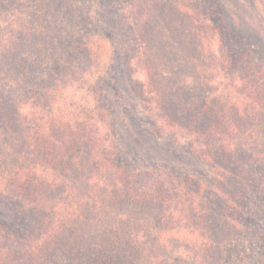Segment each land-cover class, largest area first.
Masks as SVG:
<instances>
[{
    "label": "trees",
    "instance_id": "obj_1",
    "mask_svg": "<svg viewBox=\"0 0 264 264\" xmlns=\"http://www.w3.org/2000/svg\"><path fill=\"white\" fill-rule=\"evenodd\" d=\"M62 2H46L49 9L43 5L37 16L47 22L54 9L64 15L55 18L67 17L72 4ZM12 5L29 7L30 2L0 0V15ZM159 5L179 22L183 17L190 22L185 21L182 29L179 26L182 32L163 33L174 35L181 44L197 36L199 46L191 48V53L183 45L173 53L147 56L155 33L150 31L151 21L158 22L162 11H147L140 5L139 16L129 23L118 11L119 60L128 85L135 93L139 88L157 93L158 124L170 145H177L181 135L192 143L218 142L219 148L209 156L223 179L216 193L227 202L226 210L242 213L264 201V60L251 56L250 48H245L248 44L244 46L230 32L217 0H163ZM18 24L22 27L9 32L5 43L0 39V215L6 216L0 218V229L5 231V244L10 240L27 246L24 252L9 247L10 263L165 264L159 260L162 243L147 238L143 231L151 225L154 232L159 231L170 218L165 207L158 213L157 201L146 224H131L132 219L125 217L129 223L124 225L95 227L113 213L117 217L120 206H132L141 195L145 197L141 176L150 173L149 168L121 156L113 98L116 81L111 60L95 44L100 37L92 35L95 39L88 45L77 32H38L30 28V20ZM57 24L61 28L63 20ZM215 41V49L202 48ZM203 50L210 63L200 68L199 75L187 74L196 66L191 59L202 65ZM135 75L144 80H133ZM211 83L213 93L208 95ZM154 169L172 180L170 190L175 194L191 178L161 166ZM5 190L11 194H4ZM171 193L156 190L150 196L166 203L163 199ZM51 197L53 210L57 209L48 226L40 229L33 221ZM193 203L194 199L187 206L194 210ZM214 205L215 197L209 212L210 218L216 213L217 219ZM242 216H250L249 211ZM139 224L141 230H134Z\"/></svg>",
    "mask_w": 264,
    "mask_h": 264
},
{
    "label": "rangeland",
    "instance_id": "obj_2",
    "mask_svg": "<svg viewBox=\"0 0 264 264\" xmlns=\"http://www.w3.org/2000/svg\"><path fill=\"white\" fill-rule=\"evenodd\" d=\"M23 1L30 2V6L18 5L19 7L16 8L12 5L1 13L0 39L5 43V40L10 37L9 32H18L22 27V24H18L19 21L23 23L29 20L32 24L30 28H35L38 32H77V35L82 36L84 38L83 42L88 45L95 39L91 37L92 35L99 36L100 41L96 40L95 44L100 45L105 57L111 60L110 69L116 81L114 83L113 98L116 104L114 109L116 111L115 123L121 156L124 161L140 168H149L150 171L148 176H141V191H144L145 197L141 195L142 198L139 202L132 206H120L119 212L121 213L117 217V213H113L95 227L109 228L119 223L124 225V223H129L128 220H125V217L132 219L131 224L136 221L145 223L153 218L149 210L152 203L157 201L158 213H160L161 207L162 209L165 207L167 208L165 209L166 214L170 218H167L166 222H162L161 227L160 225L157 226L160 227L159 231L154 232L155 227L153 228V225L150 226V230L143 227V231H146L147 238L159 240L162 243L159 260L165 264H264V201H257L253 206H248V209H243L242 213L232 214L231 209L230 211L226 210L227 202L216 193L223 179L220 177L219 172L215 173L212 163H209L211 161L209 156L215 152V147L219 148L218 142L196 141L192 143L190 142L191 138L181 135L177 140V145H170L167 140L169 138L168 134L163 128H159L156 112V109L159 110L157 93L153 89L152 91L142 92L141 88H136L137 93H135L128 85L127 76H125L126 74L121 67L116 17L118 11L127 18L128 23L139 16L141 12L140 5L145 6L147 11H162L160 17L157 18L158 22L151 21L153 26L150 31L155 33L151 36L153 47L149 51L147 50V56H150L149 54L160 56L165 52L173 53L180 48L182 49L183 45L190 52V49L195 45L199 46L195 42V39H199L197 36H191L190 40L188 39V41L181 44L179 40L180 43L175 41L174 35L163 33L182 32L183 26L181 25L185 21L189 24V20L183 17L184 21L181 22V19L179 22L177 18L172 16L169 9L160 8L159 4L163 5V0H145L149 5H143L142 0H116L115 3L110 2L113 0H63L62 4L66 5V2L72 4L71 14L65 18L63 17L64 19L55 18V16L61 17L64 15L51 9L48 21L44 22L41 15L37 16V14L44 8L45 10L49 9L46 4H50L52 0ZM217 1L221 6L224 22L230 32L239 36L244 41V46L245 43L248 44L245 48H250L251 56L257 60H264V0ZM165 3L167 2L165 1ZM155 4L158 6H155ZM67 14L69 13L65 15ZM59 20H63L61 28L57 24ZM210 25L214 26L213 21H210ZM179 26L181 29H179ZM205 27H202V32ZM127 34L131 35L129 32ZM93 47L95 46L93 45ZM204 47L205 49L213 47L215 49L216 41L212 45L205 43L202 48ZM203 51L205 52L200 58L202 65L197 66V60L191 59V62L196 66L194 69L190 67L188 72L192 71L199 75L200 68L210 63L208 53H206V50ZM205 56L208 59H205ZM177 63L179 64V62ZM133 65L135 66L136 63L131 66ZM132 69L131 67V71H133ZM187 74H190V72ZM138 79L140 81L144 80L139 75L133 77V80ZM214 80H216V77ZM209 86L207 94L211 95L214 83L209 84ZM241 95L242 93L238 92L239 98H241ZM152 107H154V110ZM160 166L164 170L167 168L179 175L188 173L191 177L190 180L185 182L180 193L175 194L174 191L170 190L173 188V182L168 179V176L167 178L158 175L154 168H160ZM138 188L136 190H139ZM156 190L172 192L166 199H163L166 203L150 196ZM4 194L11 193H9V190H5ZM214 197L216 198V205L213 208L216 207L217 219L216 213L213 218H210L209 212V202ZM192 199H194V210L187 206ZM44 202L47 203V206L44 205V208L40 210L39 217L33 221V225L41 226L40 229L48 226L57 209L56 207L53 210L52 197ZM178 202L179 205L177 206ZM183 204L187 207L184 208ZM177 207L178 209H184V211H176ZM227 211L229 213H225ZM246 211H249L250 216H242ZM0 218L5 219L6 216L3 214L0 215ZM205 219L208 223H205ZM209 220L212 222L211 225ZM142 224L133 226L134 230H141ZM161 230L165 231L166 234L160 235ZM191 234L194 237H190ZM5 240V231L0 229V246H4L0 251L4 256L0 257V264H14L10 263L9 247L24 252L27 246L26 244L11 243L10 240H7L9 243L5 244ZM18 262L21 263V261Z\"/></svg>",
    "mask_w": 264,
    "mask_h": 264
}]
</instances>
